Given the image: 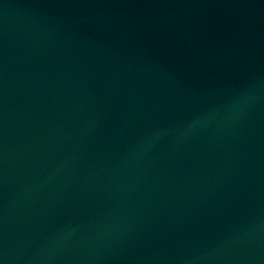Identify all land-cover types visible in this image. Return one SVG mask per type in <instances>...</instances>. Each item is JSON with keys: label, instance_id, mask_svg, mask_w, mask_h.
Returning a JSON list of instances; mask_svg holds the SVG:
<instances>
[{"label": "water", "instance_id": "water-1", "mask_svg": "<svg viewBox=\"0 0 264 264\" xmlns=\"http://www.w3.org/2000/svg\"><path fill=\"white\" fill-rule=\"evenodd\" d=\"M0 264H264V0H0Z\"/></svg>", "mask_w": 264, "mask_h": 264}]
</instances>
